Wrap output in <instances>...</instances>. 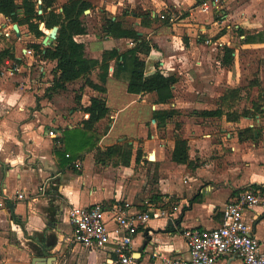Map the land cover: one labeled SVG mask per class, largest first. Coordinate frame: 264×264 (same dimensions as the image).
Masks as SVG:
<instances>
[{
  "label": "crops",
  "instance_id": "0c3cea01",
  "mask_svg": "<svg viewBox=\"0 0 264 264\" xmlns=\"http://www.w3.org/2000/svg\"><path fill=\"white\" fill-rule=\"evenodd\" d=\"M34 1L38 12V0ZM204 1L211 4L206 12L193 6L196 0H117L113 3L106 0L105 11L113 20L124 19L123 3L136 2L142 9L130 17L138 36L151 46L145 58L144 75L150 76L158 70L176 79L173 97L166 104H157L154 93H128L125 74H114L113 61L104 94L85 84L82 96L76 100L73 90L65 92L70 89L68 84L64 90L52 89L56 62L52 61L51 66L49 61L39 60L34 71V54L27 55V50L33 53L34 50L22 46V41L38 38L29 32L27 25L18 24L20 35L17 37L12 30L16 23L11 22L10 31V20L0 14V35L16 40L8 48L0 39V53L8 50L12 56V59L0 60V194L3 195L0 264L28 262L39 252L44 257H55L54 264H111L115 259L111 246L89 250L70 242L72 227L67 213L71 208L100 205L104 223L111 230L115 225L114 207L126 203L130 214L150 216L132 237L130 264H153L154 256L187 258L185 232L194 229L208 232L217 228L222 221V210L231 199L250 189L264 192V114L260 134L252 124V118H258L256 127H261L260 117L206 107L211 97L207 90L214 91L224 73L226 82L220 86L224 90L216 97L229 102L232 94L228 92L236 91L234 94L239 96V55L242 53L239 50L264 43L248 35L249 27L245 28L241 22L236 26L240 29L241 45L235 50L223 45V36L215 37V27L219 22L227 24L234 17L238 21L250 9H262L250 2L241 6L234 16L221 11L216 18L213 13L219 0ZM56 3L57 0L54 6L60 12L64 3L60 7ZM40 6L38 14L42 13V0ZM164 9L178 11L180 20L170 23V16H161L163 23L151 28ZM18 10L21 11L17 12L18 17L22 18V9ZM105 19H98L100 31ZM242 20L248 22L244 17ZM40 23L44 25L41 29ZM183 26L189 27L185 36ZM38 30L44 37L50 29L39 22ZM193 31L196 35L200 33L197 40ZM213 37L212 42L206 40ZM204 40L210 53L202 54L200 50ZM77 41L84 44V55L90 59H100L104 51L115 49L122 53L134 47L132 41L115 39L102 31L97 37L88 33L87 27L86 34ZM36 45L40 49L49 47L42 40L36 41ZM219 46L233 50L228 67L222 65L223 52L220 57L216 54ZM14 66L17 70L10 74ZM97 72L94 70L87 78L97 83ZM184 95L190 98L183 99ZM89 96L103 97L110 114L93 128L86 129L83 123L88 115L82 108L89 105ZM262 105L264 110V102ZM186 109L192 110L185 115ZM213 111L220 113L204 114ZM164 112L169 116L163 123L158 122ZM177 138L187 143L189 165L171 160ZM109 147L119 150L111 156L97 155L98 150L103 152ZM129 150V158L119 156V152ZM59 151L71 162L60 165ZM17 194H23L24 198L18 199ZM161 211L165 212L164 216L159 215ZM243 216L250 225L251 235L264 251V210L245 209ZM64 254L69 255L65 260ZM215 264L243 262L238 257L225 256Z\"/></svg>",
  "mask_w": 264,
  "mask_h": 264
},
{
  "label": "trees",
  "instance_id": "16d2710c",
  "mask_svg": "<svg viewBox=\"0 0 264 264\" xmlns=\"http://www.w3.org/2000/svg\"><path fill=\"white\" fill-rule=\"evenodd\" d=\"M55 2L56 0H42V13L38 14L34 0H22L21 4H17L15 0H0V14L7 17L12 23L27 25L29 32L36 38L43 36L38 30L39 22H43L47 29L58 27L56 39L48 48L40 49L38 45L33 46L42 59L56 62L52 89L64 90L66 84L86 78L87 87L99 94H104L109 65L113 61L114 74L116 76L125 74L128 93L137 95L154 93L157 104H166L172 99V87L176 83V79L173 76H164L158 70L150 76L144 75L145 58L149 54L151 46L142 36H138L133 28L124 27L118 19L106 18L101 26L102 33L115 39L130 40L134 43V47L122 53L115 49L104 51L100 59L86 58L84 44L77 41V38L86 34V27L81 17L84 11L91 9V5L84 0H68L61 6V11L57 12L54 6ZM18 9H22V18L18 17ZM147 18H150V14ZM222 52V65L228 67L232 62L233 50L224 47ZM5 58L12 59L8 50L0 53V60ZM96 69L98 70L97 83H94L87 76ZM228 93L234 94L236 91ZM89 101V105L82 108V111L88 115V119L83 123L86 129L93 128L98 121L110 114L103 97H91ZM219 113L218 111L204 112L206 115ZM161 114L162 119L158 122L163 123L169 113ZM157 116L158 112L154 113L156 120ZM187 149L186 141L177 138L171 153V160L178 164L189 165ZM118 150L115 147H109L103 152L98 150L97 155L108 154L111 156ZM58 155L61 157L60 165L64 166L71 162V159L65 157V153L59 151ZM119 156H122L123 159L129 158L130 150L119 152Z\"/></svg>",
  "mask_w": 264,
  "mask_h": 264
},
{
  "label": "built area",
  "instance_id": "2783aa9c",
  "mask_svg": "<svg viewBox=\"0 0 264 264\" xmlns=\"http://www.w3.org/2000/svg\"><path fill=\"white\" fill-rule=\"evenodd\" d=\"M216 2V0H214ZM210 1H204L200 10L206 12ZM27 50V55H32ZM17 68L14 66L9 73ZM52 135V133H49ZM23 199V194H17ZM3 195L0 194V206ZM262 208L264 210V192L260 190H246L231 199L222 210L221 224L208 232L189 230L184 237L188 248V257H160L154 256L153 264H215L220 258L238 257L243 264H264V251L258 240L251 235V228L243 216L245 209ZM129 205L114 207L112 216L114 228L109 230L104 223V212L100 205L86 208H71L68 210V220L72 227L70 242L89 250L111 246L115 259L111 264H130L132 237L149 219L148 214H130ZM161 216L165 212L161 211Z\"/></svg>",
  "mask_w": 264,
  "mask_h": 264
},
{
  "label": "rangeland",
  "instance_id": "374dc122",
  "mask_svg": "<svg viewBox=\"0 0 264 264\" xmlns=\"http://www.w3.org/2000/svg\"><path fill=\"white\" fill-rule=\"evenodd\" d=\"M17 4H19L21 2V0H15ZM66 0H57L56 3V7H60V5L62 3H64ZM89 2V4L91 5V9L88 14H83L81 19H83L84 24L87 27V31L88 33H94L97 37H100L101 35V31L98 27L99 24V20L100 19H105L106 17H109L108 13H106L105 11V5H106V0H86ZM108 3H113V2H117V0H107ZM127 1V0H126ZM202 2L203 0H196L195 4L193 6L196 5V7H200V2ZM134 2V1H133ZM251 2V4L258 5L259 8L261 7V11L257 10L254 11V9H250L249 12H247L245 15H241L238 21H236L238 18H233L230 19L227 24H225L224 22H219L217 27H215L216 29V35L215 37H220L223 36L225 39H223L222 43L224 46H229V47H234L235 50L239 49L241 43V39L239 36V30L237 29L238 27H236L239 23L244 22V26L245 28H248V30H246V33L248 35L254 36L256 39H260L264 42V0H219L218 2V7L216 9V12L213 13V15L217 18L220 16L221 11H225V12H229L231 15H236L238 14V9H240L241 6H245L246 4H249ZM124 5V19H120L121 23L125 26V27H134L133 26V19L130 17L131 13L136 12V13H141L142 9L140 7H138L137 3H131L128 4L127 3H123ZM227 7H229V9H227ZM252 8V7H251ZM101 10H103V14L101 13ZM139 10V11H138ZM246 10V9H245ZM141 11V12H140ZM147 12H151V10L147 11ZM192 12V11H191ZM190 13V12H188ZM187 13V14H188ZM182 15H184V13H182ZM101 16V17H100ZM159 18L156 21V23H154L152 25L151 28H158V26H160L163 23V20L161 18V16H164L165 18L167 16H170L171 21L170 23H176L177 21L180 20L179 18V14L178 11H174V10H169V9H164L163 11L159 12ZM214 17V18H215ZM242 17L246 18L248 20V22H246V20H242ZM99 19V20H98ZM226 18H224L225 20ZM101 21V20H100ZM250 21V22H249ZM241 25V26H243ZM8 29L11 31V21H8ZM183 31V35L185 36V32L187 29H189L188 26H183L182 27ZM194 30V28H192ZM194 36L195 39L197 40V35L196 32H194ZM259 36H257V34H259ZM246 34V35H247ZM183 36V37H184ZM200 36V35H199ZM187 37V36H186ZM206 38V40H210L211 42L213 41V39L215 38ZM43 37H40L38 39H35L32 37V39L30 40H23L22 41V46H27L30 47L34 50L33 48V44L36 45V41H38L39 43L41 42ZM0 39H3L5 41V46H7L8 48L15 45L16 40L14 39V37H5L4 35H0ZM7 39V40H6ZM201 39V37H200ZM257 41V40H255ZM222 45V46H223ZM222 47L219 46L217 48L216 54L218 57L221 56L222 53ZM202 54L204 53H210L209 48L205 46V40L202 43V47L200 48ZM240 65L241 67H239V96L237 95H233L229 96V102H223L221 97H216L219 94L218 93H223L224 87H220L221 84L225 85L226 79H225V73L223 74V76L221 75V84L217 87H215V90H207L208 94H210L211 97H209V103L206 104V107H208L209 109H215V108H222L223 110H227V113L232 112V114H236V112L238 113H244V115H252V116H258L260 117V122H261V127L257 128L256 127V123L255 120H257L258 118H252L253 119V126H254V130H258V132L260 134H262V114H264V110L262 109V104L264 102V43L262 44H254L252 46H249L248 48H243L240 49ZM38 52V51H37ZM36 52V50H34V60L36 61V63L33 65L32 69L35 71V68L38 66L39 64V60H43V61H49V60H44L40 57V54H38ZM210 55V54H209ZM39 56V57H38ZM215 55L213 54L212 57H214ZM219 61V59H218ZM51 63L52 65V61H49L48 64ZM49 70H52L50 68V65H48ZM86 82V78L84 79H79L75 82L69 83V88L67 89V91L65 92H71V90L74 91L75 94V99L77 100L78 98L80 99V97L82 96V93L84 92V85ZM89 88V87H88ZM98 93V92H97ZM90 97V96H89ZM91 98V97H90ZM186 98L187 100L190 98L188 95H184L183 99ZM192 109H186L184 111V114H189L191 112ZM198 116V114H196ZM196 116V117H197ZM218 123V121H217ZM220 126V125H218ZM65 255V257H64ZM62 257H64L63 259L65 260L66 258H68V254H64ZM61 257V258H62Z\"/></svg>",
  "mask_w": 264,
  "mask_h": 264
},
{
  "label": "water",
  "instance_id": "95a60500",
  "mask_svg": "<svg viewBox=\"0 0 264 264\" xmlns=\"http://www.w3.org/2000/svg\"><path fill=\"white\" fill-rule=\"evenodd\" d=\"M38 12H41V0H38ZM18 13H20V10H17ZM89 11H84L85 14H87ZM44 25L42 23L39 24V29H41ZM12 30L15 33L17 37H19V31L17 24L12 25ZM58 27L54 26L48 31V34H46L42 39V44L44 46H50L54 40L56 39ZM56 261L55 257H44L43 252H39L38 256L31 258L28 262H7L5 264H54Z\"/></svg>",
  "mask_w": 264,
  "mask_h": 264
}]
</instances>
